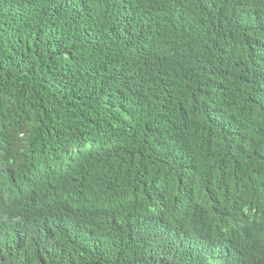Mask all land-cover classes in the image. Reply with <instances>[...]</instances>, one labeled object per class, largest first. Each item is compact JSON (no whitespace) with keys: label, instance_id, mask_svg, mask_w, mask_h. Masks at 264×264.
<instances>
[{"label":"trees","instance_id":"16d2710c","mask_svg":"<svg viewBox=\"0 0 264 264\" xmlns=\"http://www.w3.org/2000/svg\"><path fill=\"white\" fill-rule=\"evenodd\" d=\"M258 53L264 0H0V264L260 260Z\"/></svg>","mask_w":264,"mask_h":264},{"label":"clouds","instance_id":"9594fccd","mask_svg":"<svg viewBox=\"0 0 264 264\" xmlns=\"http://www.w3.org/2000/svg\"><path fill=\"white\" fill-rule=\"evenodd\" d=\"M261 60L264 59V56H261L260 53L256 54ZM261 66L263 69H264V63H261L259 65H257V67ZM219 234H222V236L227 239V244L228 246L232 247V248H236L237 249V246H238V243L240 241V237H236V236H233L231 235L228 231L224 230V232H222L221 230H219ZM199 242V246L200 247V251L201 253L203 254V256H205V258H209V255L208 254H212L211 253V248L210 246L208 245L207 242H203V241H197ZM254 264H264V256L258 260L257 262H252Z\"/></svg>","mask_w":264,"mask_h":264}]
</instances>
